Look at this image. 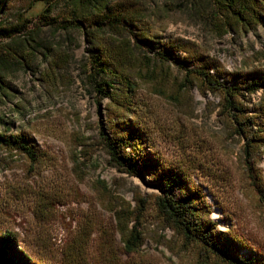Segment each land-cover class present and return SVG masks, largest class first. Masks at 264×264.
I'll use <instances>...</instances> for the list:
<instances>
[{"label":"rangeland","instance_id":"obj_1","mask_svg":"<svg viewBox=\"0 0 264 264\" xmlns=\"http://www.w3.org/2000/svg\"><path fill=\"white\" fill-rule=\"evenodd\" d=\"M119 2L142 10L141 27L156 47L182 40L224 73L264 74L262 26L233 32L210 22L209 8L200 0ZM9 6L19 9L22 2L12 0ZM44 35L65 45L70 58L54 81L42 80L47 65L41 61L33 73L16 74L9 82L11 101L0 104V115L13 118V112H24L17 125L40 153L33 164L0 147V234L12 233L19 249L38 264H62L72 248L84 252L90 264H224L169 226L156 206L160 193L148 177H129L109 165L101 136L108 134V119L125 115L127 123L146 134L148 147L163 164L203 192L207 217L218 230L264 255V204L256 191V186L264 188V149L246 159V141L235 134L220 107L221 97L196 86L182 89L178 69L157 65L147 81L138 83L132 111L126 113L110 100L99 104L83 82L93 57L83 33L54 37L45 30ZM145 55L150 56L140 52L141 58ZM242 103L254 116L264 103V89ZM119 206L132 212L144 206L139 220L143 246L132 257L120 249L113 212Z\"/></svg>","mask_w":264,"mask_h":264},{"label":"trees","instance_id":"obj_2","mask_svg":"<svg viewBox=\"0 0 264 264\" xmlns=\"http://www.w3.org/2000/svg\"><path fill=\"white\" fill-rule=\"evenodd\" d=\"M11 1L0 3V104L12 99L10 80L18 73H33L38 61L47 65L41 74L43 81H54L58 71L67 66L70 56L66 46L56 38L50 41L45 30L53 32L54 37L81 31L93 52L83 82L99 104L110 100L128 113L136 105L139 82L147 81L146 76L153 74L157 65L175 67L184 77L182 89L196 86L221 97L220 107L232 121L235 134L246 141V159L253 160L256 151L264 149V103L254 116H249V109L242 103H249L251 96L264 89V74L224 73L214 61L193 51L192 45L182 40H169L156 47L141 27L144 16L137 4L123 5L119 0H19L21 8L13 9ZM200 1L209 8L210 22L233 32L264 27V0ZM38 5L42 8L36 11ZM140 52L150 56L141 58ZM230 79L234 85H229ZM13 113V118L0 115V147L25 155L35 164L40 157L36 143L17 125L25 114L20 110ZM125 117L108 119V134L102 133L109 165L129 177H148L160 193L156 198L160 215L188 244L199 245L224 264H264V255L244 246L236 235L218 230L207 217L205 210L209 206L203 192L186 175L163 164L148 147L146 134L135 123H127ZM256 191L264 204V188L256 186ZM113 212L122 254L132 257L143 246L139 220L144 206L135 212L119 206ZM132 220L136 224L130 226ZM242 250L247 251L246 256H240ZM0 264L38 263L19 249L12 233H5L0 234ZM62 264L90 263L84 252L72 248Z\"/></svg>","mask_w":264,"mask_h":264},{"label":"water","instance_id":"obj_3","mask_svg":"<svg viewBox=\"0 0 264 264\" xmlns=\"http://www.w3.org/2000/svg\"><path fill=\"white\" fill-rule=\"evenodd\" d=\"M2 0H0V3H1Z\"/></svg>","mask_w":264,"mask_h":264}]
</instances>
